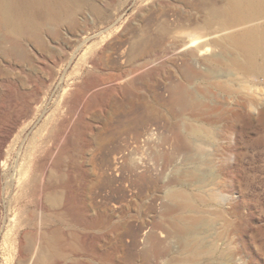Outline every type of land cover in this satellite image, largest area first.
I'll use <instances>...</instances> for the list:
<instances>
[{
	"label": "rangeland",
	"instance_id": "1",
	"mask_svg": "<svg viewBox=\"0 0 264 264\" xmlns=\"http://www.w3.org/2000/svg\"><path fill=\"white\" fill-rule=\"evenodd\" d=\"M226 1L82 0L71 19L0 29V264L35 262L30 239L20 245L27 228L62 238L67 256L47 264H183L172 187L220 195L200 204L223 212L201 229L205 262L264 264V38L213 75L222 31L207 20ZM254 24L264 29V14L233 28ZM153 124L156 138L141 142ZM198 165L211 166L207 186L185 176ZM32 178L47 184L42 201L57 222L47 210L27 225Z\"/></svg>",
	"mask_w": 264,
	"mask_h": 264
},
{
	"label": "bare ground",
	"instance_id": "2",
	"mask_svg": "<svg viewBox=\"0 0 264 264\" xmlns=\"http://www.w3.org/2000/svg\"><path fill=\"white\" fill-rule=\"evenodd\" d=\"M81 2L82 0H0V29L18 35L30 28L36 30L43 25V23L54 24L61 20H68L73 17L74 11L77 10L75 8H78ZM89 11L97 20H101L104 17L101 8L95 3L89 4ZM262 14H264V0H227L225 5L209 10L208 23L216 24V27L222 31L217 39H215V44L220 52L218 54L213 53L214 55L210 58L214 64V68L211 69L213 75H224L225 72L220 67L226 65V67L231 68L236 64V58L231 55L232 51L236 53H248L259 48L264 38L263 27L258 24L249 25L242 29H234L233 27L242 22L257 18ZM214 85L222 92L231 93V91H233L232 82L226 79L216 80ZM247 86L246 80H239V89L247 92ZM175 91L178 100L181 102L187 101V88L177 86L175 87ZM219 105H221V102ZM224 107L221 106L218 108V113H216L218 116L225 115ZM188 132L197 136L208 134V131L201 128V126L191 124L188 128ZM192 144L195 146V149L201 150V143L192 142ZM210 171V165H198L187 171L185 176L195 181H204V185L207 186L208 183L206 180L211 174ZM33 178L27 185L29 188V196L31 197V204H28L24 208L28 215L27 225H30V222L37 218L43 219L42 214L50 210L44 206L42 201L47 184L45 186L41 180L38 181L36 178V181ZM51 196L53 195H50V197ZM169 198L178 208V212L174 213L172 216V223L177 231V235H179L182 241L181 250L184 254L183 264H210L205 262V257L208 259L210 256V246L206 244L205 240L202 238L201 229H206L210 225L212 226V224L222 216L223 212L214 208H203L200 204L202 203L207 206L210 202L220 198L219 193L215 189L209 187L205 188L202 192L192 195V193L187 192L186 189L172 187L169 191ZM52 199L56 204V197L51 198V201ZM33 204L34 208L31 209L30 206ZM50 214L54 218L53 220L50 218V220L55 222L62 217L59 216L58 211L54 209ZM53 230L51 231L53 232ZM37 233L31 228H27L23 236L26 240L24 241L22 238L20 240V245L26 246L27 243L25 244V242L30 239L29 247L31 246V249H34L33 253L30 255V259H33L35 256V262L33 264H47L49 263L48 257L52 260L60 258V260H62V258L67 256L68 253H65L66 250L65 252L62 250L64 247L61 249L62 244L60 242L61 237L59 238L58 235L59 233L57 234L55 232L49 234L47 231H43L42 234ZM23 250H20L21 256L26 257ZM70 253L71 252H69V254Z\"/></svg>",
	"mask_w": 264,
	"mask_h": 264
},
{
	"label": "built area",
	"instance_id": "3",
	"mask_svg": "<svg viewBox=\"0 0 264 264\" xmlns=\"http://www.w3.org/2000/svg\"><path fill=\"white\" fill-rule=\"evenodd\" d=\"M156 130H157V125L153 124V125L149 126L147 128V130L143 133V135H140L139 140L141 142H145V141H148L150 139H155L156 135H150V134L156 132ZM155 151H157V150L149 151V153H148L149 156H152ZM131 158L133 159V161H135V162L140 164V158H141V154L140 153H138V152L133 153L131 155ZM158 203H160V201H158Z\"/></svg>",
	"mask_w": 264,
	"mask_h": 264
}]
</instances>
